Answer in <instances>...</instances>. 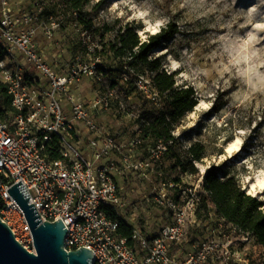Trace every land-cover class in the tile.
<instances>
[{"label": "rangeland", "instance_id": "obj_1", "mask_svg": "<svg viewBox=\"0 0 264 264\" xmlns=\"http://www.w3.org/2000/svg\"><path fill=\"white\" fill-rule=\"evenodd\" d=\"M4 2L13 12L36 14L39 25L46 22L50 28L56 24L50 37L39 27L36 45L58 72L78 55L100 59L104 82L84 78L77 84L87 104L100 92L115 90L135 111L143 106L146 95L130 82L150 81L149 73L140 66L123 68L121 60L103 48L102 39L91 33L99 54L88 52L82 40L85 28L56 0L55 4L48 0H0V9ZM115 19L134 24L143 41L170 24L178 29L173 39L153 50L150 59L160 58L165 70L175 74L177 86L194 89L198 105L174 135L185 147L195 143L206 147L205 157L196 163L198 175L174 171L171 162L163 161L142 175L120 176L124 221L150 237L172 225L173 217L151 196L162 182L171 183L172 199L181 206L194 205L196 222L187 228L183 254L194 253L206 239L224 243L233 238L232 250L238 253L239 264H251L263 256L255 239L214 213L198 217L197 209L200 197L206 194L204 177L210 169H217L222 179L234 178L247 194L264 201L260 185L264 181V0H106L95 22L100 25ZM31 78L41 77L32 73ZM153 102L159 104V99ZM93 117L104 132L123 143L140 134L135 117L115 108L97 109ZM237 138L242 141L240 148L229 153ZM87 142L83 138L81 145ZM153 145L144 141L130 153L134 159H144ZM177 191H184L179 199Z\"/></svg>", "mask_w": 264, "mask_h": 264}, {"label": "built area", "instance_id": "obj_2", "mask_svg": "<svg viewBox=\"0 0 264 264\" xmlns=\"http://www.w3.org/2000/svg\"><path fill=\"white\" fill-rule=\"evenodd\" d=\"M37 20L36 14L11 11L5 2L0 9V43L5 49L0 81L8 86L16 112L12 120L2 118L0 112V198L4 203L0 218L17 241L35 252L25 213L8 192L22 181L42 223L61 219L67 229L66 249L93 251V264H239L233 238L224 243L206 239L194 253L183 254L187 228L196 222L194 205L181 206L172 199L169 191L174 185L168 182H162L151 196L174 223L152 237L133 226L130 237L120 235L124 202L119 177L150 171L169 151V144L156 142L144 159H134L130 152L142 146L141 134L123 143L104 132L93 111L115 108L134 117L135 109L115 90L100 92L87 104L77 84L84 78L104 82L100 59L78 55L58 72L36 45L39 27L50 37L56 24L47 28L46 22L39 25ZM82 40L88 52H96L98 45L88 31ZM32 73L41 78L32 79ZM136 86L148 99L158 101L149 80H138ZM83 138L88 141L85 146ZM55 141L63 156L60 160L47 154Z\"/></svg>", "mask_w": 264, "mask_h": 264}, {"label": "trees", "instance_id": "obj_3", "mask_svg": "<svg viewBox=\"0 0 264 264\" xmlns=\"http://www.w3.org/2000/svg\"><path fill=\"white\" fill-rule=\"evenodd\" d=\"M48 1L55 4V0ZM56 1L86 31L99 36L103 48L120 59L123 68L140 66L149 73L151 84L159 95V104H155L142 93L143 106L135 111L134 116L140 134L144 141H152L154 144L163 141L169 144V151L160 163L169 161L174 171L198 175L199 169L196 163L205 157L206 147L201 143L185 147L174 135L184 117L193 112L198 105L196 93L192 87L177 86L175 74L165 70L160 58L150 59L153 50L164 41L173 39L179 33L178 29L170 24L161 33L143 41L134 24H123L121 19L96 24L95 19L104 9L106 0ZM96 52L99 54L98 49ZM4 57L5 49L0 43V60ZM103 75L105 80L104 72ZM130 83L137 89L136 81ZM0 97L2 118L12 120L16 115L12 108V97L8 94V86L1 81ZM59 146L55 141L48 147L47 154L50 159L63 158ZM204 190L206 194L200 197L198 217L202 214L209 216L214 213L225 224H230L240 232L252 236L263 250V256L252 261L251 264H264V201L247 194L234 178H220L217 169L207 171L204 177ZM181 195L182 191H179L177 199ZM3 206L4 203L0 198V210ZM119 233L122 237H130L132 226L123 220Z\"/></svg>", "mask_w": 264, "mask_h": 264}, {"label": "water", "instance_id": "obj_4", "mask_svg": "<svg viewBox=\"0 0 264 264\" xmlns=\"http://www.w3.org/2000/svg\"><path fill=\"white\" fill-rule=\"evenodd\" d=\"M8 192L25 213L33 234L35 252L25 249L0 218V264H93V251L87 248L66 249L67 229L61 219L42 223L35 205L29 204L31 197L22 181Z\"/></svg>", "mask_w": 264, "mask_h": 264}, {"label": "bare ground", "instance_id": "obj_5", "mask_svg": "<svg viewBox=\"0 0 264 264\" xmlns=\"http://www.w3.org/2000/svg\"><path fill=\"white\" fill-rule=\"evenodd\" d=\"M242 144V141L240 138H237L234 142H232L228 148L229 153H233L234 151L238 150ZM261 187L264 188V181L260 182Z\"/></svg>", "mask_w": 264, "mask_h": 264}, {"label": "snow or ice", "instance_id": "obj_6", "mask_svg": "<svg viewBox=\"0 0 264 264\" xmlns=\"http://www.w3.org/2000/svg\"><path fill=\"white\" fill-rule=\"evenodd\" d=\"M262 186H264V185H262Z\"/></svg>", "mask_w": 264, "mask_h": 264}]
</instances>
